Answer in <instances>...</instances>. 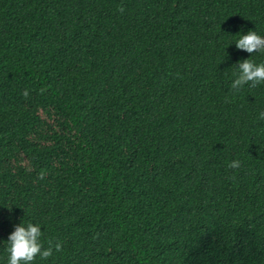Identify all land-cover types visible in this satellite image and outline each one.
I'll list each match as a JSON object with an SVG mask.
<instances>
[{
    "label": "trees",
    "instance_id": "1",
    "mask_svg": "<svg viewBox=\"0 0 264 264\" xmlns=\"http://www.w3.org/2000/svg\"><path fill=\"white\" fill-rule=\"evenodd\" d=\"M249 31L264 0H0V264L22 220L33 264H264Z\"/></svg>",
    "mask_w": 264,
    "mask_h": 264
},
{
    "label": "clouds",
    "instance_id": "2",
    "mask_svg": "<svg viewBox=\"0 0 264 264\" xmlns=\"http://www.w3.org/2000/svg\"><path fill=\"white\" fill-rule=\"evenodd\" d=\"M119 11L123 13L124 7H120ZM236 47L248 53L264 52V36L257 31H249L246 35H242L236 41ZM236 77L231 82V90L239 91L245 85L256 87L264 82V62L257 63L253 59H247L240 62L237 66ZM44 89H41L43 92ZM25 98L29 96V91L24 90ZM260 119H264V112L260 113ZM240 160H232L228 167L230 169H238L241 167ZM43 178V173H41ZM11 210V208H9ZM42 224L39 222L29 221L15 225V230L8 237L7 251L9 253L8 264H33L37 256L47 260L53 256L54 252L62 251L63 244L60 241H48L45 246L43 237Z\"/></svg>",
    "mask_w": 264,
    "mask_h": 264
}]
</instances>
